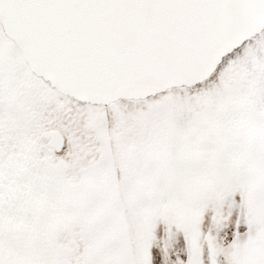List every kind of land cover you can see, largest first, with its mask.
I'll use <instances>...</instances> for the list:
<instances>
[{
    "label": "snow or ice",
    "instance_id": "snow-or-ice-1",
    "mask_svg": "<svg viewBox=\"0 0 264 264\" xmlns=\"http://www.w3.org/2000/svg\"><path fill=\"white\" fill-rule=\"evenodd\" d=\"M0 264H264V0H0Z\"/></svg>",
    "mask_w": 264,
    "mask_h": 264
}]
</instances>
